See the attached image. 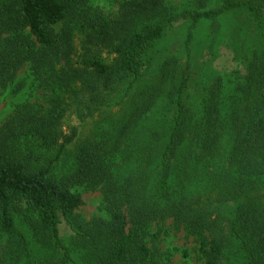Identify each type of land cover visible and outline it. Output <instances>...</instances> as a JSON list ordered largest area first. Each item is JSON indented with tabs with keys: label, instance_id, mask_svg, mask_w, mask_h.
Wrapping results in <instances>:
<instances>
[{
	"label": "trees",
	"instance_id": "16d2710c",
	"mask_svg": "<svg viewBox=\"0 0 264 264\" xmlns=\"http://www.w3.org/2000/svg\"><path fill=\"white\" fill-rule=\"evenodd\" d=\"M235 8L249 11L256 25L263 19L264 0L182 10L169 0H121L113 17L90 0H0V89L29 64L45 97L40 109L25 104V114L0 128V264H161L150 245L160 232L151 226L168 218L195 236L203 264H225L233 243L248 264H264V47L246 50L244 73L218 74L205 85L196 106L185 94L197 23ZM181 19L192 21L183 75L178 58H167L159 79L134 96L151 48ZM68 94L82 119L118 107L110 129L70 153L77 130L68 135L60 127ZM162 95L174 112L154 131L150 113ZM41 146L56 154L35 165L30 158ZM66 153L73 164L58 175ZM75 186L100 188L109 218L81 219ZM214 191L220 204L232 202L229 216L212 204ZM22 209L25 230L14 214ZM59 210L74 231L71 244L60 236Z\"/></svg>",
	"mask_w": 264,
	"mask_h": 264
},
{
	"label": "rangeland",
	"instance_id": "374dc122",
	"mask_svg": "<svg viewBox=\"0 0 264 264\" xmlns=\"http://www.w3.org/2000/svg\"><path fill=\"white\" fill-rule=\"evenodd\" d=\"M94 7L99 8L107 16L113 17L117 14L121 0H90ZM173 3L176 9L182 10L185 8H216L222 3V0H205L204 7L199 6L198 0H169ZM191 20L181 19L176 21L166 28L162 38L151 48L150 57L144 68L143 76L137 84L134 96L138 93H144L150 86V82H156L158 77L160 65L163 61L170 57L178 58L177 73L182 76L183 70L186 67L188 60V51L186 50V39L191 25ZM256 26L257 33L253 32L251 28ZM59 28V25L56 26ZM258 39H257V37ZM257 39V40H256ZM244 45V47H243ZM264 47V16L262 21L256 25L252 14L245 9H231L221 14L215 19H201L195 29L194 36L191 43V56L194 69L192 79L186 91L188 95L189 104L196 106L205 93L204 86L212 83L218 74L230 75L236 70L244 73L245 68L242 62L243 55L247 54V49L250 46ZM106 61L112 62V58H106ZM179 76V77H180ZM154 79V80H153ZM33 76L31 75L30 65L26 64L21 68L17 74L16 81H22L20 89H16V84H9L6 88L0 89V128H5V124L13 121L15 116L18 119L25 114L24 105L29 104L35 109H40L39 105H44L45 97L41 89H35L33 86ZM169 89V87L165 88ZM167 91H164V94ZM163 96V95H162ZM161 96V97H162ZM132 97V96H131ZM65 99L69 107L65 115L61 119V128L65 133L71 134L72 129L76 128V137L67 145V151L73 152L79 143L85 139L97 137L103 133V130L110 129L107 123L108 119L118 112V107L109 109H102L94 116H87L83 119L77 108L75 102H72L70 95H66ZM174 108L170 102L163 96L159 100L153 112L150 113V120L148 123L150 128L158 129V124L169 122L172 117ZM117 115V114H115ZM106 123L104 124V121ZM112 124L111 126H113ZM104 127V128H103ZM135 147L133 157H139L138 149ZM41 151V152H40ZM36 157H41L39 160L32 156L31 163L37 165L39 162L45 164L49 158H53L56 150L40 148ZM66 153L62 160L56 162V174L67 171L73 164L74 156ZM43 154V156H41ZM117 157H120L118 154ZM72 190L79 192L84 200V203L76 209V214L84 221H91L94 218H109L106 210V203L104 201V194L100 188L89 189L85 186H75ZM217 193L214 191L209 195V198L214 206L223 211V214L229 216L232 212V202L220 204L216 200ZM14 211L18 226L25 230L24 222L25 210ZM58 216L60 218L59 233L62 238L71 244V239L74 231L70 227L64 214L59 210ZM151 231L154 233L160 232L159 237L150 245L157 252L161 264H203L204 259L200 252V244L194 235L189 234L185 228L176 229L173 225V220L168 218L166 220L154 222L151 226ZM35 245V244H34ZM35 251L44 258H52L49 256V251L41 245H35ZM235 243L229 247L227 252V259L225 264H248L243 260ZM80 258H82L79 255ZM82 264V261L78 262Z\"/></svg>",
	"mask_w": 264,
	"mask_h": 264
}]
</instances>
